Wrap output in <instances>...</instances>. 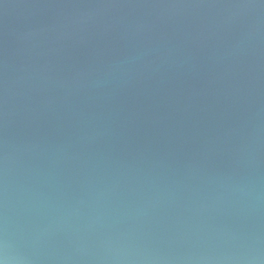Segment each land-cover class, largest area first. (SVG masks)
<instances>
[{
  "label": "water",
  "instance_id": "water-1",
  "mask_svg": "<svg viewBox=\"0 0 264 264\" xmlns=\"http://www.w3.org/2000/svg\"><path fill=\"white\" fill-rule=\"evenodd\" d=\"M2 264H264V0H0Z\"/></svg>",
  "mask_w": 264,
  "mask_h": 264
},
{
  "label": "clouds",
  "instance_id": "clouds-1",
  "mask_svg": "<svg viewBox=\"0 0 264 264\" xmlns=\"http://www.w3.org/2000/svg\"><path fill=\"white\" fill-rule=\"evenodd\" d=\"M0 264H2V262H0Z\"/></svg>",
  "mask_w": 264,
  "mask_h": 264
}]
</instances>
